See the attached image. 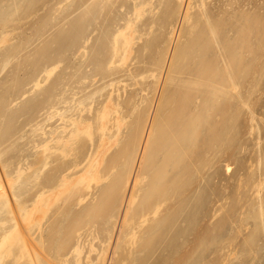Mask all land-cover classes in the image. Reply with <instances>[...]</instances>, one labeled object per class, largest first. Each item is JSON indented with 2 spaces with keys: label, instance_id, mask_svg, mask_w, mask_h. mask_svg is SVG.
<instances>
[{
  "label": "bare ground",
  "instance_id": "bare-ground-1",
  "mask_svg": "<svg viewBox=\"0 0 264 264\" xmlns=\"http://www.w3.org/2000/svg\"><path fill=\"white\" fill-rule=\"evenodd\" d=\"M46 1L48 4L53 1V6H58L57 12L68 0H0V45L11 40L8 39L10 32L6 33L9 24L31 20ZM86 1L90 0H78L76 3L82 5ZM172 1L175 0H155L158 9L162 6L166 8L167 15L161 17L153 14V17L149 16L143 21L149 23L148 30H145L150 35L155 33L152 32L154 26L161 28L177 11L176 5L175 9L167 12ZM116 4L123 6L126 14L102 15L107 5L113 11ZM120 5L116 9L121 8ZM200 5L204 8L205 0H200ZM146 7L155 8L151 0H92L87 5L89 10L86 15L95 16L92 19L101 23V29H105V41H109L111 47L101 45L105 51L96 65L98 72L90 70L88 76L80 72L82 80L76 86L80 93L86 83L83 80L96 83V77L102 72L112 71L116 64L115 56L120 55L118 62L130 58L128 50L133 53L132 32L138 30L133 19L128 17V12L136 13L140 21L145 16ZM152 12L150 9L149 14ZM118 18L123 24L113 23ZM44 19L49 18L42 16L41 20ZM86 21L83 15L81 22ZM257 22L254 16H244L235 29V37L230 38L228 32L231 29L225 30L221 23L199 18L192 22L184 36L186 41L179 47H171L175 33L169 32L167 39L160 34L154 35L144 45L145 51L158 48L152 59L142 49L134 51L138 64L144 62L149 65L146 70L162 75L168 68L170 73L171 88L161 100V113L148 126L151 116H147L145 109L139 112L136 107L133 108L131 113L136 118L128 122L129 115L120 109L127 108V98L122 103L119 101L121 95L117 94L116 102L114 94L118 90H110L104 95L107 89L102 87L64 111H58L56 107L60 102L55 99V91H48L47 98L38 102L39 108L47 112L46 119L43 125H36L33 129L34 133L42 134L38 137L42 140L40 143L36 141L37 138L34 139L35 135L32 139L23 135L3 148L7 141L16 136L14 130L7 126L15 123V120L7 119V124L0 121V264H196L197 261L193 262L195 245L202 248L201 253L210 247L202 239L205 236L197 240L191 233V198L197 196L201 185L190 189L192 191L186 195L188 200L183 201L182 197L183 200L178 202L176 198L185 194L186 188L192 186L194 180L200 182L204 179L206 183L208 177L213 178V174L204 171L210 164L206 157L221 152L239 117V106L247 104L249 100V96L235 91L253 71L250 66L255 68L257 65L256 45L251 42V38L262 32ZM113 25L116 26L114 33ZM76 35L79 41L83 37L79 31ZM120 37H123V42L118 41ZM260 38H256L259 50L262 46ZM82 40L81 43L78 41V48L85 49L87 53L88 47L83 46ZM163 41L167 42L166 45L159 48ZM20 48L22 46L17 50ZM170 48L172 55L167 62ZM102 52L99 51V54ZM18 53L20 55L21 51L15 50L10 55L17 57ZM247 55L250 56L248 61L245 58ZM5 61V65H1L2 70L10 64ZM57 63L56 59L48 62L47 66L45 64L40 71L43 78L40 75L36 81L32 77L28 84L36 82L32 88H38L41 79L48 80L56 71ZM141 71L142 67H134L131 77L135 79ZM112 75L110 73L101 79H108ZM113 85L109 84L110 87ZM159 85L160 80L156 77L153 87L158 88ZM95 94L104 95L105 98L100 102V107L91 112ZM111 105L115 108V116L109 127L106 118ZM67 113L70 115L66 119H59L62 122L60 126L48 131L43 129L45 122L56 116L64 117ZM100 121L102 124H99ZM8 131L13 133L10 137H6ZM110 131H113L112 135H109ZM119 136L120 139L113 140ZM106 138L116 144L112 152L111 145H108L111 141ZM21 139L31 140L36 154L31 152L33 154L28 157H22L18 151L17 161L11 168L12 164L9 165L3 158L11 150L25 144L24 140L18 142ZM57 150L69 161L49 167V159ZM263 207L264 201L261 200L255 209L257 220L262 224ZM223 219L216 220L214 226L222 230ZM249 251L250 255L253 252V256L257 257L253 249Z\"/></svg>",
  "mask_w": 264,
  "mask_h": 264
},
{
  "label": "rangeland",
  "instance_id": "rangeland-1",
  "mask_svg": "<svg viewBox=\"0 0 264 264\" xmlns=\"http://www.w3.org/2000/svg\"><path fill=\"white\" fill-rule=\"evenodd\" d=\"M77 1L78 0H68L64 2L61 5V9L57 12H55V10L58 6H53V1H49V4L46 1L43 7L35 12V16L33 15V18H30L31 20L27 19L19 24H9L6 33L10 32L8 39L11 40L4 45H0V121L2 124H7V119L15 120V123H9L11 127L9 125L7 126L14 130L13 132L16 136L7 141L2 147L5 148L10 146L13 141L21 136L23 137V135H25V138L30 137L31 139L33 135H35L34 139L37 138L36 141H38V143L42 141L41 138H38L41 137L42 134L39 132L34 133L33 129L36 128V125H43L42 122L46 119L47 112L44 108V110L39 108L38 102L47 98L48 91H55V99L60 102L56 107L58 111L60 109L64 111V109L73 107L75 102L83 99L85 95L90 96L100 87L107 89L104 95L110 90H118V93L116 92L114 94L116 102L118 101L117 94L119 96L121 95L119 101L121 100L122 103H125L127 98V108L123 105L121 106L125 108H120L123 109V112H126V115H129L127 121L131 122L136 118L131 113L133 108L136 107V110L139 112L145 109L147 116H151L149 117L150 119L148 118V126L151 124L152 120H155L161 113V100L167 95L171 88L170 73L168 68L162 72V75H160L159 72H153V70H146L149 65L144 62L138 64L139 60L137 59V53L135 54L134 51L142 49L143 53L147 54V56H150L152 59V57H154L153 55L156 56L158 48L153 51L148 48L145 51L143 50L144 45L147 41L151 40L154 35L160 34L161 37L163 36V38L167 39L166 34H169V32L175 33L171 40L173 42L171 47L172 45L176 48L179 47L186 41L184 36L191 27L192 22L199 18L205 20L209 19L210 22L221 23L225 30L231 29V31L228 32V36L234 38V32L236 27L239 26L240 20L246 15L254 16L258 20L257 23H259V26L262 28V32L258 36L256 35L254 38H251V42L256 45L255 55L258 57L257 65L255 68H251L250 66V70L253 69V71L242 81L244 84L242 83L241 87L235 91V93H239L243 96H249V100L247 104H241L239 106V117L236 120L234 129H232L230 139L224 141L221 152L207 155L206 157L210 164L204 168V171L213 174V178L208 177L209 181L207 180L206 183L204 179L200 182L194 180L192 186L190 185L186 188L185 194L183 193L181 197L176 199L178 202L183 200L182 197L184 198L183 201L188 200L189 198L186 195L192 191L190 189H194L197 185H201L197 191V196L191 198L193 222L191 233L198 238L197 240L205 236L202 239L205 240L208 245L210 244V247L207 251L204 252L203 250L201 253L202 248H199L200 246L196 244L193 262L197 261L196 264H264V227L261 226L264 225V222L262 224L261 221L257 220L258 213L256 214L255 211L261 204V200L264 201V187L261 186V184L263 185L264 183L262 182L264 181V0H205L204 8L201 7L200 0H175L169 4L167 12L171 9H175L176 5L177 11H175L173 17L171 16L161 28L160 26H154L152 32L155 33L153 35H150V33H148L149 31L145 30L149 27V23L143 21H146L149 16L153 17V14L164 17L167 15V13H165L166 8L162 6V8L158 9L155 0H151L155 8L146 7L145 16L140 21L137 19L136 13L129 11L128 17L133 19L132 21L135 23L138 30V32H134V30L132 32L131 50L133 53L128 50L130 58L124 62H118L120 55L115 56L114 59L116 64L112 67V71L102 72V75L96 77V83H90L88 79L83 80V82L86 83L85 87L81 86L84 88L81 93L79 92V87L76 88V86H79L78 82L82 80L80 77L81 73L84 72L88 76L90 75V70L98 72L99 69H97L96 65L105 51L101 48V45L102 47L107 45L110 48L111 44L109 41H105V29H101V23L98 20L92 19L95 18V16L86 15L89 10L87 5H89L92 0L86 1L82 4L83 6L76 3ZM103 5L104 3L102 6ZM119 5L120 4H116L112 9L113 11H111L107 5L102 11V15H105L104 13H109V15L111 13L112 16H117L120 13L126 14L123 6L120 5L121 8L116 9ZM49 7L50 9H48ZM52 7L55 9L53 8L52 10ZM150 9L153 11L151 14H149ZM83 15H85L87 23L81 22V20H83ZM109 15H107V18H109ZM40 16L49 19H44L42 21ZM117 22L123 24L120 18H118V21L115 19L113 23L116 25ZM115 25L112 27L113 33L116 32ZM78 31L83 35L82 39L84 40L81 39L82 44H85L83 46L85 48L88 47L87 53H85V49L78 48L79 46L77 43L79 37L76 35ZM126 32H128V30ZM260 37L262 38V46L259 50V46L256 44V38ZM80 41L79 43H81ZM118 41L123 42V37H120ZM165 41H163L159 48L166 45L167 42ZM12 44L14 45L13 47L21 45L22 48L17 50V48L21 47L17 46L13 49V47H10ZM15 50L21 51L20 55L19 53L17 55L19 58L14 54L10 55L11 51ZM99 51L103 52L99 54ZM167 54L166 61L168 62L169 57L172 55V48L168 50ZM10 57L12 59H10ZM249 57L248 55L245 57L246 61L249 60ZM56 59L58 62L57 69L52 76L46 81L41 79L40 86L38 88H32L33 84L36 82H29L28 84V81H31L33 79L32 77H35L36 81L37 78L38 80L43 78V72H40L41 69L47 66L48 62L51 63V61L53 62ZM4 61L10 64L7 63L8 65L2 70L1 65H5ZM85 61L91 63L88 64L85 63ZM17 64H19L20 67ZM25 66L28 69L24 68ZM32 66H34V68H32ZM137 66L142 67V75L138 72L140 75L133 79L131 77V72L133 68ZM110 73H113L110 78L105 80L101 79V77L108 76ZM156 77L160 80L158 88L153 87V84H156ZM118 81L121 82L117 83ZM110 83H114L113 87L109 86ZM104 95L101 97L95 94L93 99L95 104L92 102L91 112H93L95 108L100 107V102L102 103L105 98ZM21 106H23V110ZM28 107L30 110L29 112ZM86 107L89 108L88 105H86ZM138 107L139 109H137ZM150 110L151 114L149 113ZM107 111L109 114L108 118H106V124L109 126L115 116L114 106L111 105ZM87 112L88 111L85 110L86 114ZM70 113H67L64 117L62 115L56 116L53 120L45 122L46 125L43 126V129L48 131L50 128L54 129L60 126L62 122L59 121V119H66ZM3 117H5V120ZM28 121L31 122L27 124ZM99 124H102V122L100 121ZM11 133L12 132L8 131L6 137H10ZM108 133L112 135L113 131ZM29 139H23L26 145H20L15 148L14 151L11 150L10 153L3 158L5 161L7 160L9 165L12 164L11 168L14 165L13 163L17 161L16 154L18 151H20V156L23 155L22 157H28L33 153L36 154L33 150L34 145L30 143L31 140ZM106 139L109 140V138ZM115 139H120V136L113 138V140ZM23 140L21 139V141L19 140L18 142H24ZM109 141L111 142L108 145H111L110 149L112 152L116 148V144H113L112 140ZM17 145L18 143H16V146ZM21 150L23 151L21 152ZM67 158L62 155V152L57 150V153L55 155L53 154V157L49 159L51 162L49 167L54 166L58 162H68L69 160H67ZM31 159H33V157H31ZM10 161L12 163H10ZM255 183L257 186L254 185ZM244 184H248L247 188H244L246 187ZM259 185L262 187V191H260L261 188ZM254 186L259 189L256 188L255 190ZM251 188H254L253 191ZM245 213L247 215H245ZM205 214H207V217L203 218ZM254 214H256V216ZM251 216H253V218ZM221 218H224L222 230L214 226ZM258 224L261 225L258 227ZM247 225L249 227H247ZM207 232H209V235ZM251 249L257 253L256 258L253 256V252L250 255L249 250ZM168 260L167 262H169Z\"/></svg>",
  "mask_w": 264,
  "mask_h": 264
}]
</instances>
